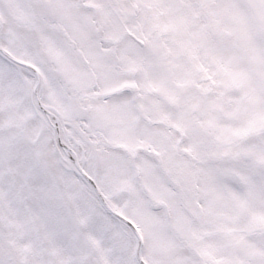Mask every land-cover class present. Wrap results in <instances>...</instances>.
I'll list each match as a JSON object with an SVG mask.
<instances>
[{
    "label": "snow or ice",
    "instance_id": "6c2138e0",
    "mask_svg": "<svg viewBox=\"0 0 264 264\" xmlns=\"http://www.w3.org/2000/svg\"><path fill=\"white\" fill-rule=\"evenodd\" d=\"M0 264H264V0H0Z\"/></svg>",
    "mask_w": 264,
    "mask_h": 264
}]
</instances>
